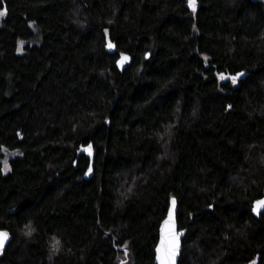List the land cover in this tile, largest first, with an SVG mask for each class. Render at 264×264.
Segmentation results:
<instances>
[{
    "label": "trees",
    "instance_id": "obj_1",
    "mask_svg": "<svg viewBox=\"0 0 264 264\" xmlns=\"http://www.w3.org/2000/svg\"><path fill=\"white\" fill-rule=\"evenodd\" d=\"M0 11V264H155L173 196L179 264H264V0Z\"/></svg>",
    "mask_w": 264,
    "mask_h": 264
},
{
    "label": "water",
    "instance_id": "obj_2",
    "mask_svg": "<svg viewBox=\"0 0 264 264\" xmlns=\"http://www.w3.org/2000/svg\"><path fill=\"white\" fill-rule=\"evenodd\" d=\"M80 154H85L90 158L88 168L85 170L82 176L78 177V180L83 178L89 179L94 174V158L96 151L94 149V143L90 141L87 144H81L77 149V157ZM77 159H75L74 164L76 165ZM175 200V205L173 206L172 201ZM264 201V187L262 196L256 198L252 206V214L255 217H259L260 214L264 211V205L259 204L258 202ZM177 199L176 197H171L170 204L167 210V214L164 219L161 221L159 226V239L155 247V264H179L181 253L183 250V238L187 233V227L180 228L177 220ZM171 213V216H170ZM0 232H6L8 238L4 245L3 251L7 245L12 240V235L6 230L0 228Z\"/></svg>",
    "mask_w": 264,
    "mask_h": 264
},
{
    "label": "snow or ice",
    "instance_id": "obj_3",
    "mask_svg": "<svg viewBox=\"0 0 264 264\" xmlns=\"http://www.w3.org/2000/svg\"><path fill=\"white\" fill-rule=\"evenodd\" d=\"M190 2H191V4L194 7L195 6V0H190ZM5 14H6L5 11H0V17L4 16ZM109 46L111 47V45H109ZM125 60H127V57H123L121 63H123ZM221 78L223 79V77H221ZM232 80H233V82H235L236 77H232ZM6 163L7 162L5 161V164ZM172 203H173V206H174L175 205V200H173ZM258 203L264 205V201H260ZM170 216H171V213H170ZM7 238H8V234L6 232H0V250H2L4 248V245L6 243ZM58 244H59V241L56 242V245H58ZM56 245H54V247Z\"/></svg>",
    "mask_w": 264,
    "mask_h": 264
},
{
    "label": "rangeland",
    "instance_id": "obj_4",
    "mask_svg": "<svg viewBox=\"0 0 264 264\" xmlns=\"http://www.w3.org/2000/svg\"><path fill=\"white\" fill-rule=\"evenodd\" d=\"M123 57H126V56L122 55L121 58L119 59V62H118L119 65H121V66H123L128 61V58H127V60H125L123 63H121Z\"/></svg>",
    "mask_w": 264,
    "mask_h": 264
},
{
    "label": "flooded vegetation",
    "instance_id": "obj_5",
    "mask_svg": "<svg viewBox=\"0 0 264 264\" xmlns=\"http://www.w3.org/2000/svg\"><path fill=\"white\" fill-rule=\"evenodd\" d=\"M5 161L7 162V160H6V159H4V163H5Z\"/></svg>",
    "mask_w": 264,
    "mask_h": 264
}]
</instances>
